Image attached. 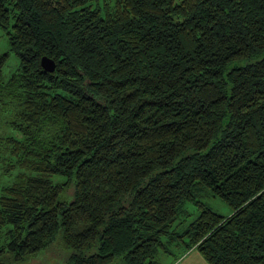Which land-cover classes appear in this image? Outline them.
Segmentation results:
<instances>
[{
    "label": "trees",
    "instance_id": "1",
    "mask_svg": "<svg viewBox=\"0 0 264 264\" xmlns=\"http://www.w3.org/2000/svg\"><path fill=\"white\" fill-rule=\"evenodd\" d=\"M0 27V264H264V0H0Z\"/></svg>",
    "mask_w": 264,
    "mask_h": 264
},
{
    "label": "rangeland",
    "instance_id": "2",
    "mask_svg": "<svg viewBox=\"0 0 264 264\" xmlns=\"http://www.w3.org/2000/svg\"><path fill=\"white\" fill-rule=\"evenodd\" d=\"M8 39L4 29L0 27V53L7 51ZM18 57L13 51H9L7 58L2 67L3 75H9L18 66ZM9 118L8 111L0 110V135L13 133L21 136L15 130L10 129L5 120ZM4 156L6 159L7 153H1V157ZM5 161L0 160V181H6L10 176L13 177L15 168L10 169L9 173L1 174L2 168ZM55 180H59L62 177L58 175H53ZM72 188H69L70 192ZM200 199L210 206L213 210L227 215L231 212L230 205L220 196L213 195L209 192L202 194ZM200 205L193 201H186L183 204V211L177 216L176 228L182 229L191 219H193L200 210ZM62 243L57 238L52 241L46 248L42 251L33 255L19 264H62V258L68 251L67 248L62 247ZM160 264H209V262L203 257V255L195 247H190L186 249L185 247L172 245L169 251H161L158 255Z\"/></svg>",
    "mask_w": 264,
    "mask_h": 264
},
{
    "label": "water",
    "instance_id": "3",
    "mask_svg": "<svg viewBox=\"0 0 264 264\" xmlns=\"http://www.w3.org/2000/svg\"><path fill=\"white\" fill-rule=\"evenodd\" d=\"M40 63L42 65V67L46 70H53L55 67V60L48 56V55H42L40 58Z\"/></svg>",
    "mask_w": 264,
    "mask_h": 264
}]
</instances>
